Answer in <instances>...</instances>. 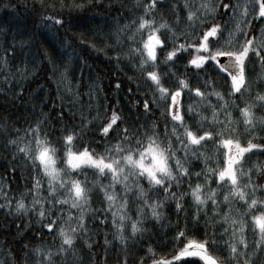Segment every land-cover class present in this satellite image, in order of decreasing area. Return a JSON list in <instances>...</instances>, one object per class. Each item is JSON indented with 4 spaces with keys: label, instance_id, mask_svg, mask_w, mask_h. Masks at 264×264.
<instances>
[{
    "label": "snow or ice",
    "instance_id": "snow-or-ice-1",
    "mask_svg": "<svg viewBox=\"0 0 264 264\" xmlns=\"http://www.w3.org/2000/svg\"><path fill=\"white\" fill-rule=\"evenodd\" d=\"M163 7L164 0L140 3L138 11L141 14L118 29V33H127L126 44L115 50L118 60L127 57L138 61L141 74L152 86L151 98L138 103L146 113L150 111V103L153 106L157 101L164 103L166 116L172 124L170 130L167 124L162 133L154 123L145 128L138 120L122 127L124 120L112 111L99 125V133L105 140L103 153L90 150L87 145L73 150L74 142L82 138L86 120L72 127L63 124L61 128L38 120L24 131L23 137L16 130L17 138L7 140L5 146L24 158L31 165L33 174L14 205L7 195L8 189L0 185V200H3L0 208L8 209L10 214H33L40 230L47 231L53 239L52 245L26 249L25 264L29 252L33 255V264H56L57 260L69 264V256L75 261L71 251L75 242L78 240L85 250H91L94 244L99 246L97 236H103L105 246L109 244V234L121 246H126L128 237L134 239L147 231L146 220L159 222L165 219L166 205L177 216L191 211L192 219L197 223L201 216L210 226L215 221L225 249L223 259L211 255L209 246L216 248L219 245L216 235L206 232L202 241L188 240L173 260L195 257L196 260H185L184 264H264V184L253 178L258 176L264 180V162L245 169L248 162L245 153L253 149L264 150V144L249 140L245 146L236 138L239 124L249 135L257 130V122L260 131H264V117H256V105L243 99L245 95L251 96L250 82L245 76V61L250 50L264 63V56L260 55L264 51V31L255 47L252 46L256 38L248 36L253 20L264 21V0L170 2L167 7L177 21L178 12L184 11L189 27L197 20L201 24L199 30L193 28L191 33L185 31L180 35L164 18L160 11ZM219 9L225 10L230 21H235V29L227 36L222 26L215 22ZM158 14L159 20L156 19ZM206 20L209 21L207 24L204 23ZM46 22L62 26L64 19L53 14L42 18L41 23ZM236 32L245 37L238 46L232 42ZM181 37L184 42H178ZM55 38L62 46L70 47L65 40ZM193 39L195 43H188ZM158 51L163 53L159 58ZM185 52L189 54L187 64L194 70L204 71L210 66L223 76L229 83V96L239 94L244 107H239L233 99L226 100L215 89L202 92L199 87L189 88L187 81L179 77L175 90L164 87L163 81L175 75L171 66L183 58ZM160 65L167 71L160 72ZM185 90L194 93L201 104H207L211 115L195 112L191 104L184 106L180 98ZM210 96L216 97L215 105L209 100ZM255 100L259 103L258 110H264V92H258ZM230 109L239 113L238 120L232 118ZM65 115L62 111L58 113L57 124H62ZM67 115L69 120L74 118ZM186 115L193 120L192 125L186 123ZM56 131L61 133L59 137L53 135ZM56 144L62 146L63 169L57 167ZM208 144L215 145L213 152L219 153V159L201 151H207ZM200 161L203 166L196 171L199 165L194 162ZM89 169L97 179H89ZM100 177L106 178L107 183H102ZM26 197H31L27 203ZM94 198L100 205L98 208L92 207ZM248 233H251V242ZM184 235V231L177 228L174 239ZM3 255L8 260L15 259L10 250L6 249ZM0 264L6 262L0 260ZM121 264H127V260H122ZM151 264H169V261L152 259Z\"/></svg>",
    "mask_w": 264,
    "mask_h": 264
},
{
    "label": "trees",
    "instance_id": "trees-1",
    "mask_svg": "<svg viewBox=\"0 0 264 264\" xmlns=\"http://www.w3.org/2000/svg\"><path fill=\"white\" fill-rule=\"evenodd\" d=\"M146 2L147 0H0V185L8 189L7 195L13 205L15 199L25 192V186L33 174L31 165L12 148L5 146L8 139L17 138L16 130H19L20 136L23 137L24 131L38 120L42 123L47 121L53 128H61L63 124L72 127L86 120L88 123L82 130V138L74 142L73 150L87 145L90 150L103 153L105 140L99 133V125L112 111H116L124 120L122 127L130 126L138 120L145 128L149 124H156L161 133L165 124L171 129L172 124L166 116L164 103L157 101L155 106L150 103L148 113L138 103L143 99H150L152 93L151 83L141 74L138 61L127 57L118 60V52L115 50L126 44L127 33H118V29L136 15H140L139 5ZM164 2L165 7L160 11L177 35L185 31L191 33L193 28L199 30L200 21L197 20L189 27L184 11L178 12L177 21L167 7L175 0ZM192 2L199 4L201 0ZM223 2L230 3L235 0ZM71 5L78 7L73 8ZM224 11L219 9L215 22L222 26L224 35L227 36L229 31L235 29V21H230L229 15H225ZM53 14L64 19L62 26L51 22L41 23L43 17ZM156 19H160L159 14ZM208 22L204 21L205 24ZM244 27L242 23L241 29ZM262 31L264 21L253 20L248 28L249 38H256L252 47L256 46ZM56 36L65 40L70 47L62 46ZM244 39L241 32H236L232 42L238 46ZM178 42H184L183 37ZM195 42V39L188 41ZM162 55L163 53L158 51V58ZM188 55L187 52L183 53V58L171 66L175 75L163 81L164 87L175 90L179 77L187 81L189 88L199 87L202 92L215 89L222 93L226 100L233 99L239 107H244L239 94L229 96V83L223 76L218 75L210 66H206L204 71L194 70L187 64ZM260 55L264 56V51ZM159 71L163 73L167 70L160 65ZM245 76L250 82L251 96L245 95L243 99L256 105V117H264V110H258L259 103L255 100L258 92H264V63H261L251 50L249 58L245 61ZM69 88L70 91L67 90ZM180 99L184 106L191 104L195 112L205 116L211 115L207 104H201L194 93L185 90ZM209 100L213 105L217 103L215 96H210ZM184 110L182 108V111ZM60 111L66 115L62 124H57L56 118ZM230 111L232 118L238 120L239 113L235 109ZM67 114L73 115L74 118L69 120ZM220 119H223V116ZM185 121L189 125L193 124V120L187 115ZM237 131L239 136L236 138L242 145L246 146L249 140L252 143L264 144V131H260L258 122L257 130L251 135L245 131L242 124L237 125ZM60 134L59 131L53 133L56 137ZM56 147L57 167L63 169L62 146L56 144ZM214 147L215 145L208 144L207 151H201L219 159V153L213 152ZM245 157L248 158L245 164L247 170L252 164L264 162V150L253 149L250 153H245ZM194 163L199 165L195 168L196 171L203 166L202 161ZM87 174L90 180L97 179L93 170L89 169ZM253 178L264 184V180L258 176ZM99 179L102 183H107L106 178ZM212 187L215 188L216 185L212 184ZM30 199L31 197H26V203ZM0 203H3V200H0ZM99 206L94 198L92 207ZM236 207L239 208V204ZM163 215L165 219L159 222L146 220L147 231L134 239L128 237L126 246H121L111 234L108 235L107 246L104 245L103 236H97L99 246L94 244L91 250H85L77 240L71 250L75 254V261L69 256V264H121L124 259L127 264H151L152 259L161 262L167 260L169 264H184L185 260L193 261L197 258L173 260L172 257L188 240L202 241L206 232L214 233L219 245L216 248L209 246V253L220 259L224 258V242L219 239L221 230L215 221H212L210 226L201 216L197 223L192 219L191 211L187 215L182 213L177 216L168 205L165 206ZM40 227L33 214H10L8 209L0 208V260H4L6 264H25L23 257L26 249L52 245V237L47 231H41ZM177 228L182 229L185 235L174 239ZM125 235L128 236L127 233ZM248 239L251 242V233H248ZM6 249L11 251L15 259L8 260L3 255ZM89 256L92 259H88ZM26 264H33V255L30 252ZM56 264H61V261L57 260Z\"/></svg>",
    "mask_w": 264,
    "mask_h": 264
}]
</instances>
